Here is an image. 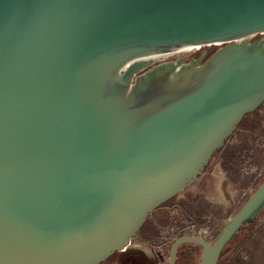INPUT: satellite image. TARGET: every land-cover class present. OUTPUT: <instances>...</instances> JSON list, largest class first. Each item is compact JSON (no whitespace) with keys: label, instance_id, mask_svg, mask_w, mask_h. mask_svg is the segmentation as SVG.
<instances>
[{"label":"water","instance_id":"water-1","mask_svg":"<svg viewBox=\"0 0 264 264\" xmlns=\"http://www.w3.org/2000/svg\"><path fill=\"white\" fill-rule=\"evenodd\" d=\"M263 102L264 0H0V264L125 253ZM263 208L264 179L167 264H217Z\"/></svg>","mask_w":264,"mask_h":264},{"label":"rangeland","instance_id":"rangeland-1","mask_svg":"<svg viewBox=\"0 0 264 264\" xmlns=\"http://www.w3.org/2000/svg\"><path fill=\"white\" fill-rule=\"evenodd\" d=\"M263 172L264 105H261L243 118L195 183L148 216L132 242L143 240L145 247L157 251L164 259L160 264H167L171 240L182 232L178 229H184L186 234L206 231V240L213 242L216 232L221 231L252 193ZM171 227L174 232H170ZM125 254L117 253L102 264H121ZM197 254L200 257V249ZM230 264H264V214L253 228L251 239L234 253Z\"/></svg>","mask_w":264,"mask_h":264},{"label":"trees","instance_id":"trees-1","mask_svg":"<svg viewBox=\"0 0 264 264\" xmlns=\"http://www.w3.org/2000/svg\"><path fill=\"white\" fill-rule=\"evenodd\" d=\"M263 179H264V172L256 180V182H255V184H254L251 192H253L259 186V184L261 183V181ZM247 198H246V200H247ZM263 214H264V208L262 210H260L250 221H248L247 223L243 224L240 227V229L231 237L230 241H228L226 243V245L223 247V249L221 251V254L219 256V259L217 261V264H230L231 263V260L233 258L234 253L241 246L245 245L251 239V235H252V232H253V228L256 227L257 223L259 222V220L261 219V217L263 216ZM186 233L187 232H182V233L174 236V238L171 240V243L170 244H172L173 241L175 239H177L178 237H180L182 235H186ZM219 233H220V230L217 231L216 234L214 235V240L216 239V237H217V235ZM198 249L201 250L200 247H198L196 245H192V244H185V245L180 246L178 248V251H177V256H176V262H175V264H179L180 263V260L182 261L181 264H198L199 263V260H200V257H198V254H197V250ZM200 256H201V254H200ZM122 264H149V263L147 262L146 259H144L142 257L130 256V257L126 258L123 261Z\"/></svg>","mask_w":264,"mask_h":264},{"label":"flooded vegetation","instance_id":"flooded-vegetation-1","mask_svg":"<svg viewBox=\"0 0 264 264\" xmlns=\"http://www.w3.org/2000/svg\"><path fill=\"white\" fill-rule=\"evenodd\" d=\"M251 42H253V41H251ZM208 58V56L205 54V53H201L199 56H196L195 58H189V57H187V56H183V57H179V58H177L176 59V61L177 60H179V59H183V62H182V64H191L192 62H199V64H201L202 62H204L206 59ZM175 61V62H176ZM149 68V67H148ZM148 68H146V69H148ZM145 69V70H146ZM141 72H143V71H141ZM260 105H264V102L263 103H261ZM253 113V112H252ZM248 115V114H247ZM220 150V149H219ZM219 150L218 151H216L213 155H215V154H217V152H219ZM212 158V157H211ZM211 160V159H210ZM210 162V161H209ZM117 256V253H115L112 257H116ZM130 256H138V257H142V258H144V259H146L147 260V262L149 263V264H154V262H153V260H151V259H148V258H146V256H145V254L142 252V251H137V250H134V251H132V252H130V253H127V254H125L122 258H123V260H122V262H121V264L123 263V261L126 259V258H128V257H130ZM112 257H110V259L112 258Z\"/></svg>","mask_w":264,"mask_h":264},{"label":"built area","instance_id":"built-area-1","mask_svg":"<svg viewBox=\"0 0 264 264\" xmlns=\"http://www.w3.org/2000/svg\"><path fill=\"white\" fill-rule=\"evenodd\" d=\"M180 230H182V232H183L184 229H178V231H180ZM170 232H174L172 227L170 228ZM179 234H180V232H179ZM206 234H207L206 231H203L202 233H198V232L192 231L191 234H187V235H197V236H200V237H203L204 239H206V237H207ZM134 250L142 251L144 254L146 253L145 252V247L141 244L140 241L132 242V240H131V242L129 243L128 247L126 249H124V251L127 254V253H130V252L134 251Z\"/></svg>","mask_w":264,"mask_h":264},{"label":"crops","instance_id":"crops-1","mask_svg":"<svg viewBox=\"0 0 264 264\" xmlns=\"http://www.w3.org/2000/svg\"><path fill=\"white\" fill-rule=\"evenodd\" d=\"M140 242H141V244L144 246V244L143 243H145L143 240H139ZM145 247V246H144ZM145 256H146V258H148V259H151V260H153V262H154V264H157V263H159L160 264V262L162 263L163 261H164V259L163 258H161V256L160 255H158V252L157 251H155V250H153L152 251V249L150 248H148V247H145ZM157 254V255H156ZM156 256V257H155ZM160 256V257H159ZM158 257V258H157ZM159 259V260H158Z\"/></svg>","mask_w":264,"mask_h":264}]
</instances>
